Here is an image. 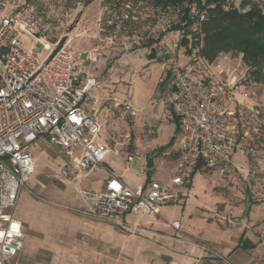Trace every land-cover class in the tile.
Instances as JSON below:
<instances>
[{
    "label": "built area",
    "instance_id": "obj_1",
    "mask_svg": "<svg viewBox=\"0 0 264 264\" xmlns=\"http://www.w3.org/2000/svg\"><path fill=\"white\" fill-rule=\"evenodd\" d=\"M135 6L133 0L118 11L106 8L97 26L99 39L113 45L117 32L136 26L140 18ZM194 16L205 19L197 11ZM102 57L101 47L74 45L71 38L61 43L55 26L39 16L32 2L0 0V264H10L24 248L23 226L14 214L34 173L40 143L64 152L66 162L52 173L54 178L92 172L108 153L88 103L97 87L92 67ZM160 67L172 84L164 104L177 124L180 157L164 181L134 189L111 174L98 194L84 192L93 199L96 217L118 227L126 214L155 218L158 207L175 203L178 189L199 169L236 181L251 194L264 191V152L246 143L250 128L244 120L264 128L262 85L220 78L222 70L197 79L195 65L173 59ZM133 114L125 105L120 115ZM237 153L244 163L235 161ZM171 227L179 230L177 222Z\"/></svg>",
    "mask_w": 264,
    "mask_h": 264
},
{
    "label": "crops",
    "instance_id": "obj_2",
    "mask_svg": "<svg viewBox=\"0 0 264 264\" xmlns=\"http://www.w3.org/2000/svg\"><path fill=\"white\" fill-rule=\"evenodd\" d=\"M120 33L126 36V32ZM167 39L165 35L150 48H140L136 38L132 40L135 46L122 42L123 47H118L103 41V57L92 67L97 87L91 90V101L94 100L98 107L111 92L110 99L115 105L132 108L135 122L131 127V152L124 153L126 159H121L117 148H109L106 157L113 156L107 162L105 158L96 170L75 171L72 179L46 175V182L51 183L49 186L38 179L32 181L30 176L14 214L23 226L24 248L10 264H257L259 246L244 233L246 226L226 228L222 221L228 215L219 211V204L200 205L186 192L192 177L203 169L196 171L187 184L178 189L175 203L158 207L155 218L126 214L122 227L98 219L93 199L84 195V192L98 194L102 191L111 174L134 189L157 181L155 176L144 173L145 163L153 155V168L158 172L164 170L166 179L173 174L180 157L178 129L164 104L172 84L170 78L163 75L156 49ZM72 43L91 48L97 42L87 41L83 45L72 39ZM152 48L155 54L149 55ZM204 75L203 72L193 74L197 79ZM159 134H163V141L154 145L153 137ZM172 139L171 147L162 152L155 149L165 147ZM47 143L41 142L35 152L43 154ZM234 159L244 163L239 153ZM132 171L139 176L140 183H133ZM221 181L222 185H227L226 181ZM248 194L252 199L264 200V191ZM173 222L178 223V231L171 227ZM240 239L254 247L239 248Z\"/></svg>",
    "mask_w": 264,
    "mask_h": 264
},
{
    "label": "rangeland",
    "instance_id": "obj_3",
    "mask_svg": "<svg viewBox=\"0 0 264 264\" xmlns=\"http://www.w3.org/2000/svg\"><path fill=\"white\" fill-rule=\"evenodd\" d=\"M16 1L19 3L24 0ZM26 1L35 4L42 19L48 17V20L55 26L56 36L61 38V43L67 38L76 39L77 43L83 45L87 41H96L97 43L94 46L103 49L105 42L103 43V40H100L97 36V26L99 20L103 19L106 15V8L118 11L122 6L129 2L131 3L133 0H91L88 5H85L86 0ZM134 3L140 21L136 26L131 27L127 31L126 36L117 32L119 40L113 46L123 47L122 42L132 45L133 38H136L138 40L136 42L140 48H143L150 41H152L153 45L161 42L166 35V38L168 37L167 42L163 41L161 45L156 47V49L158 48L159 64L167 59H173L183 65H195V74L196 72L218 74V71L222 70L220 78L228 79L234 77L242 85L250 82L247 67L243 64L240 54H220L212 64L202 61L197 56L196 51H193L191 55H187L186 48L180 43L181 33L168 32L177 23L178 12L176 10H161L156 8L151 0H134ZM203 3L204 0H201L202 5ZM252 8H256L264 15V0H226L224 5V10L234 9L241 14ZM191 13H196L194 6H192ZM122 36L128 37V39H122ZM147 36L149 39L144 40ZM25 43L29 45V42L26 41ZM132 46L135 45L133 44ZM40 55L42 57L43 53L40 52ZM261 85L260 94L264 95V82ZM110 94L111 92L107 94L103 104L98 105V107L94 100L88 102L89 107L92 108L90 113L100 125L101 130L98 139L102 142L105 141L108 153L109 148H117L119 153H121L120 158L126 159L124 153H130L132 149L131 127L135 122V116L122 118L120 114L124 105H115L114 101L110 99ZM97 110L99 111L96 115ZM244 120L250 128L246 143L255 146L259 152H264V129L258 127V123L250 120L248 117H245ZM254 128L256 129L255 132L252 131ZM162 135L159 134L157 138L153 137L152 141L154 145L163 141ZM246 145L242 140L241 148H244ZM161 147L163 146L156 147L155 149L159 151ZM35 156L38 157L31 180L38 179L46 186H49L51 183L46 182V175L52 176V173L66 162L64 152L59 147L47 143L44 145V153L39 155V152L36 151ZM112 156L113 154L105 157V161H109V158ZM124 159L122 160L123 163L125 162ZM49 160L53 163L51 164ZM144 169V173L151 177L155 176L157 181H164L166 179L164 178V170L158 172L156 168L150 170ZM200 171L202 172H198L192 177L191 183L186 187V192L200 205L212 206L219 204V211L224 216L225 214L228 215L226 216V220L222 221L226 228L238 229L245 225L244 233L248 234L259 246L256 262L257 264H264V200H261L259 197L252 199L248 192L245 191V187L230 183L228 179L226 180L220 176L217 177L211 171L204 169ZM134 172L132 171L131 173L133 183H140L141 179ZM72 178H75V173L69 175L68 179ZM221 180L226 181L227 185H222L220 183L222 182ZM218 184L222 186L219 187ZM247 218H251V221L246 222L245 219Z\"/></svg>",
    "mask_w": 264,
    "mask_h": 264
},
{
    "label": "trees",
    "instance_id": "obj_4",
    "mask_svg": "<svg viewBox=\"0 0 264 264\" xmlns=\"http://www.w3.org/2000/svg\"><path fill=\"white\" fill-rule=\"evenodd\" d=\"M91 0H86L85 5ZM154 7L161 10L178 11L177 23L168 32L181 33V44L187 55L196 51L197 56L207 64H212L220 54H240L247 67L248 79L255 84L264 82V15L256 8L244 13L224 10L226 0H151ZM203 13L205 19L199 21L191 13ZM152 41L144 45L150 48ZM155 49L149 55H154ZM168 78L169 76L166 75ZM264 129V128H263ZM173 139L159 152L171 147ZM263 200V199H262ZM247 240L240 239L239 248H253Z\"/></svg>",
    "mask_w": 264,
    "mask_h": 264
},
{
    "label": "water",
    "instance_id": "obj_5",
    "mask_svg": "<svg viewBox=\"0 0 264 264\" xmlns=\"http://www.w3.org/2000/svg\"><path fill=\"white\" fill-rule=\"evenodd\" d=\"M154 159H155L154 155L149 157L145 163V168H147L148 170L152 169L154 166Z\"/></svg>",
    "mask_w": 264,
    "mask_h": 264
}]
</instances>
